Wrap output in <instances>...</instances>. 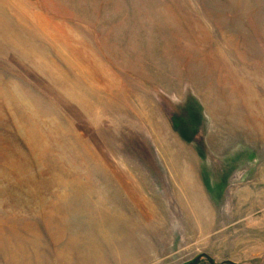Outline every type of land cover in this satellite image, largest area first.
<instances>
[{"label":"rangeland","instance_id":"rangeland-1","mask_svg":"<svg viewBox=\"0 0 264 264\" xmlns=\"http://www.w3.org/2000/svg\"><path fill=\"white\" fill-rule=\"evenodd\" d=\"M0 264H264V0H0Z\"/></svg>","mask_w":264,"mask_h":264}]
</instances>
